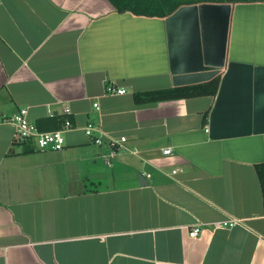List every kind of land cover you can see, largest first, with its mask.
<instances>
[{
	"label": "crops",
	"instance_id": "obj_1",
	"mask_svg": "<svg viewBox=\"0 0 264 264\" xmlns=\"http://www.w3.org/2000/svg\"><path fill=\"white\" fill-rule=\"evenodd\" d=\"M216 78L215 96L134 99ZM21 109L41 131L74 129L40 151L0 124V264H264V2L158 19L109 0H0V113Z\"/></svg>",
	"mask_w": 264,
	"mask_h": 264
},
{
	"label": "built area",
	"instance_id": "obj_2",
	"mask_svg": "<svg viewBox=\"0 0 264 264\" xmlns=\"http://www.w3.org/2000/svg\"><path fill=\"white\" fill-rule=\"evenodd\" d=\"M108 93L112 96L115 95H124L126 94L125 89H118L116 87H109ZM95 108L98 107V104L94 105ZM65 114H70L71 110L69 107L64 109ZM0 124L2 125H12L15 129L14 141L17 144L24 143H34L36 148L40 151H61L64 149L66 145L65 135L66 133L72 131L74 129L71 121L67 120L64 126L58 130L51 132H44L39 130V128L30 122L29 120V111L28 109H21L17 114L13 116H5L0 113ZM85 133L91 137L93 143L96 146H101L103 144L102 139V130L99 126L95 124H88L85 127ZM101 134V135H100ZM126 141L125 137L120 138V140L111 139L110 141V150L106 154L102 155V159L104 163L111 167L113 164V160L118 154V146L121 143ZM164 155L172 154V149L167 148L163 150ZM174 171L173 173H176ZM239 223L238 220L232 219L226 222H220L216 224L217 228H233L237 226ZM202 233L201 226H194L190 232L189 237L192 239L198 238Z\"/></svg>",
	"mask_w": 264,
	"mask_h": 264
},
{
	"label": "trees",
	"instance_id": "obj_3",
	"mask_svg": "<svg viewBox=\"0 0 264 264\" xmlns=\"http://www.w3.org/2000/svg\"><path fill=\"white\" fill-rule=\"evenodd\" d=\"M120 14L137 17L165 19L180 8L203 3H254L264 0H109ZM219 87V78L196 86L171 88L135 94L138 105L152 104L162 101L185 99L198 96H215ZM260 180L264 206V163L256 166Z\"/></svg>",
	"mask_w": 264,
	"mask_h": 264
},
{
	"label": "water",
	"instance_id": "obj_4",
	"mask_svg": "<svg viewBox=\"0 0 264 264\" xmlns=\"http://www.w3.org/2000/svg\"><path fill=\"white\" fill-rule=\"evenodd\" d=\"M141 182H142V179H141Z\"/></svg>",
	"mask_w": 264,
	"mask_h": 264
}]
</instances>
